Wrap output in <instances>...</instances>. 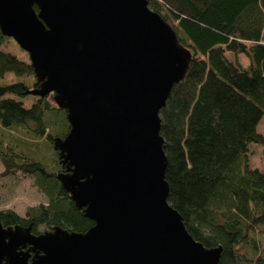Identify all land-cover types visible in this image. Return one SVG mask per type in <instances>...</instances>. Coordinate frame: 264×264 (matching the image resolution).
<instances>
[{
    "label": "water",
    "instance_id": "95a60500",
    "mask_svg": "<svg viewBox=\"0 0 264 264\" xmlns=\"http://www.w3.org/2000/svg\"><path fill=\"white\" fill-rule=\"evenodd\" d=\"M0 33L28 55V93L65 111L55 177L93 223L33 234L0 221V264H221L167 202L159 112L191 52L148 0H0Z\"/></svg>",
    "mask_w": 264,
    "mask_h": 264
},
{
    "label": "trees",
    "instance_id": "16d2710c",
    "mask_svg": "<svg viewBox=\"0 0 264 264\" xmlns=\"http://www.w3.org/2000/svg\"><path fill=\"white\" fill-rule=\"evenodd\" d=\"M191 52L186 74L159 112L167 202L192 238L222 248L221 264H264V169L248 163L250 144L264 148V0H148ZM35 8V7H34ZM36 9V8H35ZM244 55L248 65L237 62ZM233 56V57H231ZM37 87L26 52L0 33V177L20 175L45 201L24 216L1 209L3 226H59L84 233L83 217L56 174L53 139L69 125L51 94Z\"/></svg>",
    "mask_w": 264,
    "mask_h": 264
},
{
    "label": "rangeland",
    "instance_id": "374dc122",
    "mask_svg": "<svg viewBox=\"0 0 264 264\" xmlns=\"http://www.w3.org/2000/svg\"><path fill=\"white\" fill-rule=\"evenodd\" d=\"M236 59L243 67L248 65V60L244 55L239 54ZM257 131L264 135V117L258 124ZM248 163L251 167L264 169V148L257 144H250ZM44 201V196L31 185L29 180L23 179L20 175L0 177V210L9 209L19 216H24L28 207Z\"/></svg>",
    "mask_w": 264,
    "mask_h": 264
}]
</instances>
